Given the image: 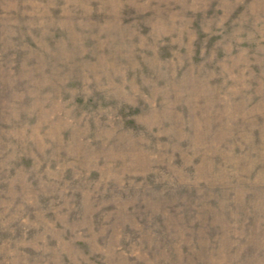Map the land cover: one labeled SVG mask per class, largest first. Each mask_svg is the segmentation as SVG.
I'll return each instance as SVG.
<instances>
[{
    "label": "rangeland",
    "instance_id": "obj_1",
    "mask_svg": "<svg viewBox=\"0 0 264 264\" xmlns=\"http://www.w3.org/2000/svg\"><path fill=\"white\" fill-rule=\"evenodd\" d=\"M0 264H264V0H0Z\"/></svg>",
    "mask_w": 264,
    "mask_h": 264
}]
</instances>
